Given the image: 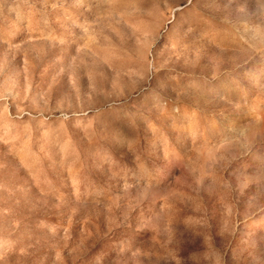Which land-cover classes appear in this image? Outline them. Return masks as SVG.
I'll list each match as a JSON object with an SVG mask.
<instances>
[{"label":"rangeland","instance_id":"rangeland-1","mask_svg":"<svg viewBox=\"0 0 264 264\" xmlns=\"http://www.w3.org/2000/svg\"><path fill=\"white\" fill-rule=\"evenodd\" d=\"M0 264H264V0H0Z\"/></svg>","mask_w":264,"mask_h":264}]
</instances>
